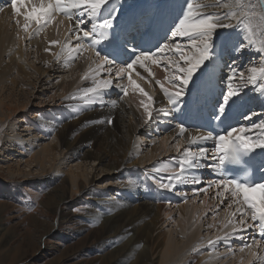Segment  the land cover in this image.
<instances>
[{"label":"bare ground","instance_id":"6f19581e","mask_svg":"<svg viewBox=\"0 0 264 264\" xmlns=\"http://www.w3.org/2000/svg\"><path fill=\"white\" fill-rule=\"evenodd\" d=\"M128 1L129 0H114V3L120 6L119 16L115 21L116 30L118 25L119 28L121 29L122 34L127 36L129 40L128 48L130 53L133 51H138L141 48L145 50L149 48L148 45L144 46L143 44L140 43L144 38V36H141V34L144 35L145 33L146 34L150 33L152 30L156 31L157 28H155V26L156 27L159 26L160 19L164 17V15L166 14V9L170 14L169 24H167V27L169 29L170 26L173 24V20H175L179 15L182 14L181 0H168L167 3L163 2L162 4H149L145 0L142 1L136 0L138 3L136 5L133 4L135 5V7L132 6L133 7L132 11L128 10L125 7L129 3ZM155 2L157 3V1ZM194 2L212 5L214 3V0H194ZM229 2L230 0H220V3L222 4ZM252 2L254 3L255 0H252ZM130 4L131 3H129L128 5ZM23 10L24 9H21V11ZM200 11L209 12V13H216V12L223 13L224 11H226V9L217 8V7H208V8L200 9ZM130 14L131 15L133 14V18L136 19V21L130 26V28H125L126 25H128V23L131 22ZM17 19L20 20L21 24L23 23L22 17L14 16L12 12L10 0H7V2H5V0H0V123L2 122V125L0 124V127L3 128L6 119L10 118L12 115L18 114L19 112L21 113L23 111L22 110L23 107L26 106L31 101V99L33 98L37 99L38 92L42 95L43 94L42 90L45 89L42 88V90L33 93L34 90L30 91L31 87H37V86L39 87L42 78L45 79V82H47V84H50V80L48 81V79L51 78L50 77L51 75L46 74V76H44L43 75L44 72L40 70V68L36 67L34 64L32 65L30 63H27L26 60L23 59L22 48L26 41L28 42L27 43L28 46L30 47L33 46L35 48L34 53L36 52L37 54L36 57L38 60H40L39 64H44V65L46 64L47 66H51L50 72L52 73L53 77L55 74H57L58 76V73L62 71L61 67L64 66L70 67L69 64L71 65V61L77 59L78 62L74 63L75 64L74 71L77 72L76 73L77 78L72 79L75 76L74 75L70 77L71 79L69 80L63 79L61 83L62 87L65 88L67 92L65 91L66 95L63 98V104L61 106L63 110L60 112L59 115L61 116L62 112L66 113L71 109L72 113L70 117L72 118L77 117V118L70 121H56L53 119V114H56L54 111L50 115L47 121L48 122L54 121L55 124H57L55 127L56 129L55 131L57 135L55 139L59 140L58 145L60 147L58 148V146L55 145L56 143L54 144L55 141L52 142L54 145L48 142L49 146L46 145L48 143H44L43 145H40L41 153L39 154L35 153L34 155H32L31 160L28 163L32 164V162H35L37 166H41L39 168L43 172L44 161L48 160L49 163L51 164L55 158L54 154L57 155L58 153L61 154L64 157V160L65 158H68L69 155L71 157L73 156L79 157L80 159L83 160V162L78 164L76 163L77 165L74 169L77 171L74 172L75 171L74 170L72 172V170H70L68 172L67 170L68 173H71L72 191L74 192L78 191L79 187L81 189L84 186L85 181L88 184H93V182H96L95 180L97 178L89 175L92 169L94 170V172L100 171L101 174L104 175V178L105 176H107V178L110 179L111 177H113V175L114 176L116 174L118 175V179L120 181L119 184L120 189L119 188L118 189L120 190V192H116V196L113 199H111L112 196L109 199L108 198L106 199V197L102 195L96 198H92L93 202L95 203L97 202L99 206V211L97 212L99 215V217L97 216L98 220L99 221L102 220V227H101L102 229L100 228V231L94 233L93 237L95 239H101L107 237L108 234L109 236L113 237L114 240L116 239L115 242L113 241V244L115 243L116 245L114 251L111 252L110 255L104 257L106 262L108 260V263H110V261H112L111 263H114L113 261H115L118 262V264H125V261H127V264H153L154 262H156V260L154 259V255L157 254V252H160L161 249H163L164 251L163 253L165 256L162 259L161 264L166 263L168 258H170L171 256H172L171 258H175L178 253L175 254L174 251L176 250V247L180 245L179 242L176 241V239H174V236L171 235V232H168V235H165L162 229H160L161 218H162V217L160 218V213L163 212L167 217L169 214H171V212L169 213L170 210L163 208L162 206V198L160 196L161 190L157 188L158 194L154 195L150 193L148 189H145L144 184H142L141 188L145 190L144 194L142 195L139 191V188L136 187L135 185H132L131 177L134 175L132 171L136 170L135 167L137 166L135 165L136 161L135 162L132 161V156L129 155L128 149L130 147L131 139H133L135 136H138V133L141 134L142 136L145 134V136H147V138L149 139H152L150 138V136L152 137L151 135L152 133L155 135L157 134L159 135V132L164 134L163 131L155 130V129H161L164 131L167 130V132L169 131V135L167 136V138L176 139L177 143L181 142L183 144V147H185L184 142L187 140L189 133H191L193 136L198 134L204 135L209 133V128L205 121L204 118L205 116L203 115L202 111L205 108L207 110V114L210 116L209 119L210 118L212 119L211 114L213 112V104L215 100L218 99V96L220 97V92L226 91L224 84L220 85L222 84L221 81L222 78H220V76L225 72L224 70L227 68L225 67L224 69L226 62L220 63L217 66L220 67L219 75L218 72L215 71L214 73H212L213 79L211 77V73L208 72V70H204L203 72L199 73L196 83L199 89L200 99L198 105L195 108H192L190 106L189 108H185L184 111L182 112L174 111L171 115L167 117H165L163 115V111H161L159 115H156V118H154L150 123L147 124L145 123L146 117L144 115L143 108L140 106V100L145 98L141 96L140 93L133 91L131 88H129L127 96H124L121 90L111 89L107 93V95L103 97L105 101L104 106H101L99 103H97L91 107H86V106L80 107V109L77 110L78 106L82 105V101L79 99L73 100L70 99V97L74 94L77 96L81 94L75 92L78 88L92 86L91 85L92 83L90 84L89 82L91 81L92 78V72L89 71L91 68L89 69L87 63L92 62V58L95 57V53L91 48H86V50H82L79 54H77L74 59H70L68 63H65L64 56L66 55V53L61 55V59L59 61L56 60L54 55L56 51H60V46L58 44L54 45L56 48L49 46L50 45L49 41L52 40H58L62 42L71 41V46L73 48L76 46V41L74 39V36L73 35L66 36V33L68 32L70 26V22L71 25L75 24V19L70 20L69 17L66 15L57 14L53 22L45 26L44 29L40 31L41 33L39 32L40 36L36 37V35L33 34L30 39L28 38V34L24 33L18 27L16 23ZM84 20L87 22L86 16L84 17ZM155 20H158L157 23L155 22ZM230 22L236 23L235 20ZM9 23H11L10 27L8 26ZM87 26L90 27V24H88ZM9 30L16 32L15 37L12 36V33H8ZM169 34H170V30H169ZM239 35H244V33L240 32ZM20 36L24 37L23 41L20 40ZM166 40H168L167 37L164 38L161 43L166 42ZM183 41H184L183 45L188 43L187 40H183ZM82 43L87 45L89 42L85 40L82 41ZM46 48H50V51L46 52L45 51ZM42 49L44 50V52ZM154 50L155 49H153V51ZM85 52H87V55H84ZM103 54L104 53L102 52V55ZM168 54H173V53H168ZM254 54H255V50H254ZM79 56L80 58L78 59ZM165 57L168 58L167 55ZM176 57L174 59H176ZM2 58H8V62L2 64ZM123 59L127 60L128 57L125 56ZM159 59L164 60L163 57H159ZM169 59L170 58H168V60ZM96 60L99 61L97 58ZM55 62L58 63L57 68L55 66H52V64ZM81 63H83V66L80 65ZM146 63L148 67L151 69L153 75L150 76L148 72L145 71L144 68H141L139 65H136L134 66V71L132 72V79L135 80L149 95L153 96L155 109L167 110L171 108V105L168 102L167 96L164 94V92L160 90V87L156 83V81L159 80L162 83H164L166 87H171V85L165 80V77L166 76L169 78L172 77L173 75L172 69L167 67L166 64L161 66V65L152 64L150 61ZM116 66L120 67L123 65L117 62ZM113 73L115 74V71H113ZM137 73H139V75H137ZM86 74L88 76V79L87 80L82 79V77H84ZM6 78L9 79L7 80ZM216 81H218L219 83L216 84ZM118 83L127 85L128 83L127 75H125L123 80L118 81ZM79 85L80 87H78ZM53 88L54 86H51L50 84L49 89H53ZM157 91L161 93L163 99L160 97ZM213 91L217 92L218 96H213L211 93ZM65 92L62 91V94H60L59 96L63 95ZM256 93L257 95H259L258 92ZM248 100L249 98L245 100L242 95L240 101L234 104L232 108L229 110L228 116L230 118L231 126L235 127V126L243 125L246 128H251L253 123L261 122L260 119L261 116L258 115V113H256L255 116H253L251 121H247L243 119L242 114L255 113L252 108L246 106ZM113 101L115 102V104L112 103ZM43 103H38L39 104L38 110L45 111V108L48 107V104L42 105ZM253 105H262L260 107H264V97L259 95V97L255 100ZM181 107H183V105H181ZM236 111H241V112L238 113ZM41 117L43 118V116ZM67 119L68 117L63 118L62 120H67ZM108 119H111L112 123H108L107 122ZM75 121H80L79 123L82 122L83 129L79 126L78 129H82L83 132L81 133V137L79 136V134L77 135V133H74V136L73 134H71L74 138L76 135L78 136V137L76 136L77 138L76 140L72 141L70 140L71 137H66V136L71 126L74 127L73 124H75L74 123ZM181 122L184 123L186 128V132L183 137L177 135L179 129L176 126ZM156 126L158 128H156ZM92 134H94L95 136L94 138L91 137ZM257 134L258 133L256 131H252L249 133V135H257ZM86 145L89 146L85 147ZM210 145H214V142L213 141L204 142L198 140L196 141V144L192 146V150L196 151L198 147L207 148ZM183 147H181V149H183ZM256 151L259 156V163H260L259 167L261 169V174H260L261 177V175L264 174V169H263L264 151H261L259 149H257ZM208 152L210 151L208 150ZM173 157L174 156H169L170 158L169 160H171L169 161L170 164L169 166H166L165 164L167 170L166 169L164 170L168 171L169 172L168 174H170V172H173L176 168H178V160H175L177 158L176 157L173 158ZM209 162L210 161L207 159H205L204 161V163H209ZM57 168L60 170L59 165L57 166ZM138 169L140 168L138 167ZM195 172L196 169H193L190 170L188 174H192ZM198 172H200L199 174L200 177L197 176L196 177L200 179L204 184L206 183L207 185H209L211 183L213 187L215 186L214 181L220 179L217 171H213L212 169L207 167L198 169ZM18 173L21 174L22 171L19 170ZM139 175L142 176L141 171H139ZM79 178H82V183ZM169 191H173L174 196L176 195L177 197H181V199H179L180 201L187 199L188 195L186 197L183 196L185 190H182L181 184L176 186L174 190H169ZM176 191H178L179 194H175ZM220 191L223 190L221 189ZM227 194L230 197V193ZM169 195L171 196V193ZM152 198H155L156 202L158 203L156 204V206L152 204L151 202ZM49 199H50L49 205L52 208V211L54 210V212L58 213L60 219L63 218L66 215V213L62 212L61 206L62 203H64L65 200L67 199L65 190L60 187L52 189V193ZM223 199L224 202L221 203V198L219 197L218 200L219 202L216 200L217 203H213V205L217 206V204L218 205L220 204L219 206H223L226 202H230V204L232 203L231 198L229 199L223 198ZM174 206L176 208H179L178 206H176V204H174ZM234 206L230 207L228 205L226 207V212H224L220 218L221 222L224 221L225 223H227L229 219H232L228 213H232L233 211L235 212ZM229 209L230 211H228ZM238 217H240L239 214H237V216L234 219L236 220V218ZM248 221L251 223V225H253V227L246 228L243 231H237L238 233L234 235L239 236L241 234L240 236L241 238H245V239L247 238L246 241L252 242L256 247L253 246L251 248H247V250H244L246 251V254L245 253L242 254L240 264H247L252 258H255L253 256V253H257L258 256H260L261 254L262 256H264V244H262V242L256 237L255 230H258L259 234L263 232H261L260 229L255 226L254 222L251 221L250 215L247 219V223ZM188 225L189 224H184L185 230H188L189 227ZM229 228L230 230H232L233 226ZM240 237L239 238L232 237V238L235 240V243L237 242L236 244H238V246H240V248L242 249L243 243H238L241 240ZM191 239L186 244L184 243V246H188ZM250 246H252V244ZM202 252L203 251H201V253ZM124 253H126V257H127L126 260L120 258V256ZM197 256L198 255L193 254L191 252L187 258V263L194 262ZM204 257L206 258V256ZM204 257L202 256L200 258V262L204 260ZM176 261L177 259H174V261L173 260L170 262L168 261L169 263L166 264H173Z\"/></svg>","mask_w":264,"mask_h":264},{"label":"rangeland","instance_id":"374dc122","mask_svg":"<svg viewBox=\"0 0 264 264\" xmlns=\"http://www.w3.org/2000/svg\"><path fill=\"white\" fill-rule=\"evenodd\" d=\"M132 1L133 0L128 1L131 3L130 5H128L129 3L127 4V9L130 11H132L134 7ZM149 1L151 3H156L155 1H157V3L161 4L165 2L163 0ZM257 23V20L252 21L254 29ZM10 24L11 23L8 24L9 27L11 26ZM8 33H12V36L15 37L16 32L9 30ZM40 33L35 34L36 37L40 36ZM238 37L237 38L241 42L248 43L245 34L238 35ZM23 39L24 37L20 36V40L23 41ZM253 39L256 41V44L247 50H242L243 56L240 54H233L231 56L226 55L224 57L222 62H226L224 69L228 64H231L233 60H238L239 68L235 83L239 82L240 71H243L245 76H247L248 72L246 68L254 65L255 67L261 66V56L257 54V49L260 48L261 41H264V37L257 34L253 36ZM177 42H180L183 46V40L180 41L178 38ZM27 43L28 42L26 41L22 48L23 59H25L27 63L32 65L34 64L36 67L40 68V70L44 72V76H46V74L51 75V78H49L48 81L50 80V84L51 86H54V88L49 89L50 84H47L45 79L42 78V81L43 79L44 81H41L40 86L31 87L30 91L34 90L33 93H36V91H40L42 88H45L42 90L43 94L41 95L38 92L37 99L32 97L33 99H31V101L23 107V111L21 113L19 112L18 114L12 115L10 118L5 120L3 128L0 127V264H118V262L115 261H113L114 263H111L112 261L108 263V260L106 262L104 259L105 256L110 255L111 252L114 251L116 245L115 243L113 244V241L115 242L116 239L114 240V238L108 234L107 237H105L106 239H95L93 237L94 233L100 231V228L102 227V220H98L99 215L97 212L99 211V206L97 202L95 203L92 200V198L99 197L100 195L105 196L106 199H109L112 196L111 199H113L116 196V192H120V181L118 179V175H113V177H111L112 179L107 178V176L104 178V175L101 174L100 171L94 172L92 169L89 175L97 178L95 180L96 182H93L94 185L88 184L85 181L84 186L81 189L79 187L78 191L74 192L72 191L71 173L68 172L70 170L73 172L76 165L83 162V160L79 157H71L69 155L71 158L68 157L64 160V157L61 154H54L55 158L51 164L48 160L44 161L43 172L39 168L41 166H37L35 162H32V164L28 163L31 160L32 155L35 153H41L40 145L48 142L51 144L55 141L54 144L56 143L55 145L58 146V148L60 147L58 145L59 140L55 139L57 136L55 131L57 124H55L54 121H47L54 111L56 114H53V119L56 121H70L77 118L70 117L72 113L71 109L66 113L62 112L61 116L59 115L63 110L61 106L63 104V98L67 92V90L62 87L61 83L63 79L69 80L71 79L70 77L74 75L75 76L72 79L77 78V72L74 71V63H77L78 60L75 59L71 61V65L69 64L70 67H61V74L58 73V76L55 74L53 77L50 72L51 66L39 64L40 60L37 59L36 52L34 53L35 48L33 46H28ZM49 46L56 48L54 45ZM58 52L60 51H56V53ZM84 55H87V52H85ZM163 57L164 61H167L168 58H170L169 60L179 59V56L174 54H167L168 58L165 56ZM175 57L176 59H174ZM79 58L80 56L78 59ZM249 61H252V63L250 64ZM6 62H8V58H2V64H5ZM98 62L99 61L96 60V57H93L92 62L87 63L89 69L91 68L89 71L94 70ZM53 64L52 66L57 68L58 63L55 62ZM165 64L167 65V63ZM80 65L83 66V63ZM227 68L220 76V78H222V84L220 85L226 84L225 75H227L230 71L229 68L228 70ZM217 72L219 75V70ZM98 78H112L115 80V74L112 73L111 77H109L108 73L102 72ZM6 79L8 80L9 78ZM89 82L91 84L92 80ZM218 83L219 82L216 81V84ZM250 86L251 84L247 85V89L243 93V98L245 100L249 98L248 103L251 104L254 111L260 113L261 118L264 120V107H260L262 105H253L255 100L260 95H257L254 88H258L259 85ZM78 87H80V85ZM225 87L227 89V84ZM80 89L82 88H78L75 92H78L79 94ZM62 91L66 92L59 96L62 94ZM157 93L163 99L161 93L159 91H157ZM38 103H43L42 105L48 104V107L45 108V111L38 110ZM41 116H43V118ZM66 117H68L67 120H62ZM79 122L80 121H75V124H73L74 127L71 126V130H68L69 132L66 137H71L70 140L72 141L77 139L76 136L78 134L81 137V133L83 132V124L82 122ZM0 124L2 125V122ZM78 126L82 129H78ZM156 128L158 127L156 126ZM155 130L163 131L164 134L161 132H159V135L152 133V137L150 136L152 139H149L145 136V134L142 136L138 133V136L131 139L128 153L132 156V161H136L135 165L137 166L135 167L136 170L132 171L134 174L131 177L132 185L138 187L142 195L145 192V190L141 188L142 184H144L145 189H148V191L154 195L158 194L157 188L161 190V195H159L162 198V206L163 208L169 209V213L171 212V214L167 217L163 212L160 213V218L162 217V225L160 224V229H162L165 235H168V232H171V235L174 236V239H176L180 245L176 247V252L174 251L175 254L178 253L177 256L175 258H171V256L168 258L166 263L177 259V261L173 264H240L242 254H246V251L244 250L255 246L252 242H247V238H241V234L239 236L229 235L226 240L218 241L214 247H210L207 244L208 240H215L218 236H224L225 233L232 232L233 230H230L229 228L232 224L228 222L225 223L224 221L221 222L220 220L222 214L226 212V207L230 205V202H226L223 206H219L220 204H217V206L213 205V203H217L219 200L217 194L221 189H218L216 186L209 187L203 182V184H181L182 190H185L183 196H188L187 199L180 201L179 199H181V197H177L176 195L174 196L173 191H169V189L160 188L158 186V180L167 183V176L169 175V172L164 169L167 170L166 166L170 165L169 161L171 160H169V156L176 157L177 159L175 160H178L179 162L180 153L177 152L176 148L177 140L167 138L169 131L167 132V130L164 131L161 129ZM74 133H77V135L75 134V138L73 137ZM71 134H73V136ZM91 137L94 138V134H92ZM49 143L46 145L49 146ZM180 144L181 147H183L181 142ZM88 146L89 145H86L85 147ZM212 147L213 146L210 145L206 148L210 151L209 154L214 149V147ZM58 165L60 170L57 168ZM138 167L140 169H138ZM157 168L160 169L159 172L155 171ZM19 170L22 171L21 174L18 173ZM76 171L77 170L74 172ZM139 171H141L142 176L139 175ZM196 172L188 175L190 177H200L198 169H196ZM79 179L82 183V178ZM150 184L156 189L151 188ZM57 187L65 190L67 198L61 206L62 212L66 213V215L61 219L59 218V214L54 212V210L52 211V208L49 205V198L52 193V189ZM197 189H205V191H196ZM170 193L171 196L169 195ZM175 194H179V192L176 191ZM223 198L229 199L230 197L227 193H225ZM151 202L155 206L158 204L155 198H152ZM174 204H176L179 208H176ZM234 207L236 210V206ZM228 211H230V209ZM239 219L240 217L236 218L237 221ZM249 223L250 222L248 221V224ZM184 224H189L188 230H185ZM249 225H251V223ZM237 233L238 232L235 234ZM232 237L241 238L238 243H243V251H241L240 246L236 244L237 242L235 243V240ZM190 239L191 241L189 242V245L184 246V243L186 244ZM251 244L252 246H250ZM201 251L203 252L201 253ZM163 252V249H161L160 252H157V254L154 255L156 262L153 264L162 263V259L165 257ZM191 252L198 256L194 262L187 263V258ZM202 256H206V258L204 257V260L200 262V258ZM260 256H262V254ZM120 258L126 260V253L122 254ZM254 261L256 264H261V261H258V259L255 258H252L247 264H253ZM125 264H127V261H125Z\"/></svg>","mask_w":264,"mask_h":264},{"label":"snow or ice","instance_id":"6c2138e0","mask_svg":"<svg viewBox=\"0 0 264 264\" xmlns=\"http://www.w3.org/2000/svg\"><path fill=\"white\" fill-rule=\"evenodd\" d=\"M10 2L14 16L23 18L22 24L19 19L16 20L18 27L28 34L29 39L33 34H39L45 26L51 24L57 14L66 15L70 20L75 19V24L70 25L66 33V36H74L76 41L74 48L71 46V41L52 40L49 44L60 46V52L54 54L57 61L61 59L62 54L66 53L64 62L68 63L86 48H91L99 60L96 68L91 70L92 86L80 89L79 96L74 94L70 97V99L82 101V105L78 106L77 110L97 103L104 106L103 97L113 88L121 90L124 96L128 95L131 88L145 98L140 100V106L143 108L146 124L156 118L161 111L167 117L174 111L182 112L190 106L195 108L200 99L196 83L199 73L204 70L214 73L226 55H242V50H247L256 44L254 35L264 37V0H255L254 3L252 0H230L229 3L223 4L220 0H214L212 5L195 3L194 0H181L182 14L173 20L168 40L163 43L157 42L158 46L153 44L147 50L141 48L131 53L127 36L116 30L115 21L119 16L120 6L115 4L114 0H10ZM208 7L223 8L226 11L223 13L200 11ZM21 9L24 10L21 11ZM85 16L87 22L84 20ZM233 20L236 23L230 22ZM253 20L258 21L255 29ZM88 24L90 27L87 26ZM240 32L246 35L248 43L241 42L237 38ZM165 37H168V32L165 33ZM178 38L187 40L188 43L182 46L180 42H177ZM85 40L89 42L87 45L82 43ZM45 51H50V48H46ZM168 53L178 55L179 59L167 61L159 59ZM257 54L261 56V66L248 67L247 76L240 71L238 83H235L239 68L237 60L227 65L230 70L226 75L227 89L215 100L211 114L212 120L224 127L216 134L209 132L193 136L189 133L183 149L181 144L177 143V152L180 153L178 168L167 176V183L157 181L160 188L174 190L180 184L202 183L195 176L188 175L190 170L207 167L213 171H224L227 167L226 162L239 163L243 157L249 153L254 154L257 149L264 151V121L253 123L251 128L243 125L235 127L225 125L229 110L240 101L247 85L258 84L259 87L254 88V91L264 96V41H261ZM125 56L128 57L127 60L123 59ZM148 61L161 66L167 63V67L173 69L172 77H165L171 87H166L159 80L156 81L171 105V108L167 110L155 109L154 98L132 79V72L136 65L144 68L150 76L153 75L146 63ZM117 62L123 66L117 67ZM249 63L251 64L252 61ZM113 71H115V80L98 78L102 72H107L111 77ZM125 75L128 79L127 85L118 83L117 81L123 80ZM82 79L87 80V74ZM112 103L115 104L114 101ZM242 115L244 120L251 121L256 113ZM107 122L112 123V120L108 119ZM176 127L179 129L177 135L183 137L186 132L184 123L181 122ZM252 131L258 134L249 135ZM198 140L214 142V149L210 154L204 147H198L196 151L192 150V146ZM206 158L210 161L209 163H204ZM155 171L159 172L160 169L157 168ZM214 184L218 189L223 190L217 194L221 198V203L224 202L225 193H230L232 203L229 206L236 205V210L229 213L232 219H229L228 223L233 226L232 232L218 236L215 240H208V246L214 247L218 241L226 240L229 235L253 227L247 223L249 215L255 226L264 232V174L259 178L249 177L246 174L242 179L226 176L215 180ZM208 186L211 187L212 184ZM196 191H205V189ZM237 214L240 216L238 221L234 219ZM253 256L264 264V256H258L257 253H253Z\"/></svg>","mask_w":264,"mask_h":264}]
</instances>
